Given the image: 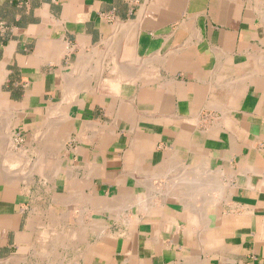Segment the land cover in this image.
Listing matches in <instances>:
<instances>
[{"label": "crops", "instance_id": "1", "mask_svg": "<svg viewBox=\"0 0 264 264\" xmlns=\"http://www.w3.org/2000/svg\"><path fill=\"white\" fill-rule=\"evenodd\" d=\"M0 150V262L264 264V0H0Z\"/></svg>", "mask_w": 264, "mask_h": 264}, {"label": "rangeland", "instance_id": "2", "mask_svg": "<svg viewBox=\"0 0 264 264\" xmlns=\"http://www.w3.org/2000/svg\"><path fill=\"white\" fill-rule=\"evenodd\" d=\"M49 250V248H47ZM50 251H41V252H35L32 254V260L31 261H25L27 264H55L56 261H54L55 252L54 247L50 248ZM43 254V255H42ZM46 255V256H45ZM24 260L16 261L13 264H23ZM59 263V262H58ZM0 264H6V262H0ZM60 264V263H59Z\"/></svg>", "mask_w": 264, "mask_h": 264}, {"label": "bare ground", "instance_id": "3", "mask_svg": "<svg viewBox=\"0 0 264 264\" xmlns=\"http://www.w3.org/2000/svg\"><path fill=\"white\" fill-rule=\"evenodd\" d=\"M102 54V53H101ZM95 61V60H94ZM88 66V65H87ZM98 66V65H97ZM98 68V67H97ZM117 68V67H116ZM112 70V69H111ZM78 77V76H77ZM84 77V76H83ZM112 81V80H111ZM79 82V81H78ZM111 84V83H110ZM109 84V85H110ZM97 86V85H96ZM113 86H115V85H113ZM110 87V86H109ZM112 87V86H111ZM118 88V87H117ZM113 89H114V87H113ZM119 102V101H118ZM86 122V121H85ZM93 123V122H92ZM91 125H93V124H91ZM98 125V124H97ZM47 127V126H46ZM47 128H49V127H47ZM93 129V128H92ZM5 130V129H4ZM95 130V129H94ZM43 137V136H42ZM5 139V138H4ZM5 142V141H4ZM3 145V144H2ZM5 146V145H4ZM4 150V149H3ZM1 151V150H0ZM10 152V151H9ZM0 153H2V151L0 152ZM40 153V152H39ZM22 154V153H21ZM11 155H12V153H11ZM2 156H4V155H2ZM19 156V155H18ZM11 159V158H10ZM20 159V158H19ZM22 159V158H21ZM13 160V159H12ZM16 160V159H15ZM21 161V160H20ZM4 162H6L7 163V160H5ZM2 163V162H1ZM1 165V164H0ZM17 165V164H16ZM15 165V166H16ZM9 166V165H8ZM12 167H13V165H11ZM2 167V166H1ZM3 168V167H2ZM5 169V168H4ZM8 169V168H7ZM10 174V173H9ZM7 175V174H6ZM5 175V176H6ZM18 177V176H17ZM22 177V176H21ZM149 180V179H148ZM143 182V181H142ZM149 182V181H148ZM153 199V198H152ZM142 204V203H141ZM152 204V203H151ZM140 206V205H139ZM190 206H192V205H190ZM143 207V206H142ZM111 208V207H110ZM142 211V210H141ZM115 214H117V213H115ZM84 228V227H83ZM82 228V229H83ZM85 229V228H84ZM86 230V229H85ZM42 232V231H41ZM52 232V231H51ZM50 232V233H51ZM61 232V231H60ZM52 234V233H51ZM56 234V233H55ZM43 235V234H42ZM72 235V234H71ZM41 236V235H40ZM70 236V235H69ZM67 237V236H66ZM37 240V239H36ZM43 240V239H42ZM45 240V239H44ZM39 241V240H38ZM77 241V240H76ZM78 242H80V241H78ZM44 244V243H43ZM50 244V243H49ZM39 247V246H38ZM71 251V250H70ZM39 253V252H38ZM43 255V254H42ZM46 256V255H45ZM76 263V262H75Z\"/></svg>", "mask_w": 264, "mask_h": 264}]
</instances>
